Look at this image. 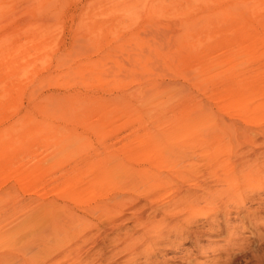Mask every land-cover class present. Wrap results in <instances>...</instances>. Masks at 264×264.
Segmentation results:
<instances>
[{"label":"rangeland","instance_id":"374dc122","mask_svg":"<svg viewBox=\"0 0 264 264\" xmlns=\"http://www.w3.org/2000/svg\"><path fill=\"white\" fill-rule=\"evenodd\" d=\"M261 129L264 0H0L1 252L61 224L51 264H264V163L248 187L239 157ZM203 194L145 251L131 215Z\"/></svg>","mask_w":264,"mask_h":264},{"label":"bare ground","instance_id":"6f19581e","mask_svg":"<svg viewBox=\"0 0 264 264\" xmlns=\"http://www.w3.org/2000/svg\"><path fill=\"white\" fill-rule=\"evenodd\" d=\"M241 130V129H240ZM239 130V131H240ZM261 130H263V132L262 133H264V129H261ZM244 131H245V134L246 133H250V135H251V133H257L256 132V130H252L251 128H244ZM243 131V132H244ZM242 132V131H241ZM242 132V133H243ZM241 133V134H242ZM254 133L252 134L253 136H255L254 135ZM262 133H258V134H262ZM249 136V140L250 141H248V140H246V142L248 143V142H252L253 140H251V138L253 137V136ZM257 135V134H256ZM242 136H243V134H242ZM247 137V136H246ZM256 138V137H255ZM254 137L252 138V139H255ZM241 139V138H240ZM136 140V139H135ZM148 141H150V140H144V139H142V138H139L138 139V141H137V144H143V145H148ZM245 142V141H244ZM245 142V143H246ZM263 142V141H262ZM264 143V142H263ZM248 144H250V143H248ZM261 147V146H260ZM259 147V148H260ZM262 147L264 148V146H263V144H262ZM255 148V147H254ZM247 152V151H246ZM245 152V153H246ZM243 154V155H242ZM241 156H239L240 158H242L241 159V170L242 171H240V173L242 174V175H240V176H243L241 179H243L242 181H244L245 183L244 184H247L246 186H248V187H252V186H254L256 183H255V181L257 180V178H255V180H254V178L252 177L253 175H252V173H254L255 172V170H257L258 168H259V166L260 165H262L263 163H264V150H252L251 149V151L250 152H247L245 155H244V152L242 153V151H241V154H240ZM261 157V158H260ZM239 158V159H240ZM260 158V159H259ZM240 161V160H239ZM240 163V162H239ZM191 164H193L194 165V163L192 162ZM190 166V165H189ZM201 172V171H200ZM198 173V172H197ZM203 175V174H202ZM201 176V175H200ZM204 178V177H203ZM194 180H197L196 178L194 179ZM200 180V179H199ZM199 180H197V181H199ZM193 182V185L194 186H197L198 185V187L201 189V190H203V191H205L204 189H203V187H205L204 185H206L207 183H205V182H203L202 180V182L201 183H198V182ZM243 183V182H242ZM197 184V185H196ZM88 185V184H87ZM87 185H86V187H87ZM192 185V186H193ZM81 188V187H80ZM91 188V187H90ZM86 189V188H85ZM87 189H88V187H87ZM75 190H77L76 188H75ZM74 190V191H75ZM209 191V190H208ZM83 191H82V188L80 189V194L82 193ZM181 192V191H180ZM202 192V191H201ZM215 192V191H214ZM204 193V192H203ZM208 193V192H207ZM243 193V192H242ZM188 194V193H187ZM192 194V193H191ZM202 194V193H201ZM206 194V193H205ZM205 194H203V195H193V196H189L186 200H185V202L183 203V205L181 204V202L182 201H179V199H177L178 200V205H179V203H180V205H182V206H180L179 207V209H177V210H179V211H181L180 212V214L182 215V218L181 219H179L177 216H179V215H177V212L174 210V208H177V206H174L173 205V207H171V208H169L168 209V207H167V209H165V211L162 213V214H158V211H157V209L156 208H154L151 204H150V206L149 207H147L150 211H144V208L142 209V210H139V211H136V213L137 212H139L136 216H133V215H131L132 217L130 218V219H132L133 220V222L134 223H136L137 224V226H139L140 227V229H141V234L139 235V236H137L136 238H138L139 240H142L143 242H144V249H146L145 251H147L148 252V250L151 248V247H153V246H155V245H157L159 242H160V240H161V238L166 234V231H168V229L169 228H173V224H175L176 222H183V223H181V224H186V226H188V225H191V223L194 221V220H196V218H197V216L199 217V216H201V215H204L206 218L207 217H209L208 216V213H210V212H208V213H206L205 212V210H206V207L208 208L209 206H201V205H199V204H201V203H204V204H208L209 203V201H208V195H205ZM210 195H211V193H209ZM213 194V193H212ZM79 195V194H78ZM147 195V197L146 198H148V199H151L152 197V194L150 193L149 195L148 194H146ZM155 195H157V194H155ZM155 195H154V197H155ZM177 196L179 197L180 196V193L178 192V194H177ZM235 196V195H234ZM151 197V198H150ZM183 197H185V196H183ZM210 197H212V196H210ZM126 199V198H125ZM129 199V198H128ZM147 199V200H148ZM153 199V198H152ZM151 199V200H152ZM185 199V198H184ZM212 199V198H211ZM213 200V199H212ZM121 201H122V199H121ZM120 201V202H121ZM128 201V200H127ZM137 201V200H136ZM214 201V200H213ZM115 202H116V200H115ZM119 201H118V203H120ZM135 202V201H134ZM139 202V201H138ZM152 202H154L153 200H152ZM216 203H217V201H215ZM125 203H126V201H125ZM142 203V202H141ZM212 203V202H211ZM224 203V202H223ZM106 204V203H105ZM104 204V205H105ZM108 204V203H107ZM103 205V210L106 212V214H105V212L103 211L102 213H104L105 215H109L110 214V212H113V213H116V212H119L116 208H117V206H116V204H114V205H111V206H109V205ZM123 204H124V202H123ZM128 204V203H127ZM133 204H135V203H133ZM140 204V203H139ZM213 204H214V202H213ZM225 204V203H224ZM223 204V205H224ZM125 205V204H124ZM137 205V204H136ZM142 205V204H141ZM145 205L146 204H143V206L142 207H145ZM148 205V204H147ZM209 205H210V203H209ZM215 205V204H214ZM102 206V205H101ZM119 206V205H118ZM139 206V205H138ZM138 206H137V208L135 209V210H138ZM96 207V206H95ZM141 207V208H142ZM170 207V206H169ZM209 208H211V207H209ZM213 208H214V206H213ZM218 208V207H217ZM100 209V208H99ZM114 209H116L115 211H113ZM120 209H121V207H120ZM214 209H216V208H214ZM152 210V211H151ZM207 210H209V209H207ZM216 210H218V209H216ZM210 211V210H209ZM87 212V211H86ZM101 212V211H100ZM217 212V211H216ZM109 213V214H108ZM112 213V214H113ZM103 214V216L106 218L107 216H105ZM211 214V213H210ZM110 216V215H109ZM111 217V218H110ZM110 217H108V222L106 223L107 225H105L104 226V228H103V230H102V232L103 233H106L107 231H106V229H112V228H117V227H119V222L117 221L118 220V217L116 218V220L115 219H112L113 217H112V215L110 216ZM181 217V216H180ZM120 218V217H119ZM125 218V217H124ZM130 219H129V221H130ZM106 220V221H107ZM195 222V221H194ZM123 224V223H122ZM121 226V225H120ZM65 227V226H64ZM64 227H62V225L60 224V228L58 227V225H50V226H48V228H46V227H40L39 229H35V230H33V228L31 229L32 231L30 232V239H29V241L28 242H25L26 244H25V247H23V245L24 244H22V243H24V242H21V244H20V242L19 243H17V242H15V243H10V245H7V247L9 246V248H10V246H11V249H12V247H13V250L14 249H17V248H19V245H21V247H23L22 249H21V247L19 248V249H17L16 251H14L13 252V250H12V252L11 253H4V252H1V250H0V264H11V263H16V261L18 262L17 264H47V262H49L50 261V264H51V260L52 261H54V262H58V260H53V259H51V260H47V262H46V257H44V256H47L48 257V255L47 254H49V251H50V247L47 245V244H45L46 242H48V244H49V242L50 241H46V237H45V233H46V231L47 230H50V233H51V235H53V236H55V234L57 233V229L59 228V231H61V234H60V232H59V234L60 235H62L63 236V234L66 236V237H68L67 236V233H68V227L67 228H64ZM88 228H90V226L88 227ZM185 228V227H184ZM85 230V229H84ZM91 230V229H90ZM86 231V230H85ZM85 231H83V232H81L82 234L81 235H83V233L85 232ZM88 231H89V229H88ZM87 231V232H88ZM106 231V232H105ZM92 232V231H91ZM63 233V234H62ZM107 234V233H106ZM92 235V234H91ZM90 235V236H91ZM97 235V237H96V239L94 240V242H93V244H95V242H97V240L98 239H100V238H102V237H100V234H96ZM95 235V236H96ZM105 235V234H104ZM52 236V237H53ZM59 236V235H58ZM61 236V237H62ZM64 236V237H65ZM85 236H86V234H85ZM84 236V237H85ZM83 237V238H84ZM87 237H89V236H87ZM87 237H85V238H87ZM100 237V238H99ZM105 237V236H104ZM90 238V237H89ZM131 238V240H132V237H130ZM54 240H56L55 238H53ZM59 239V238H58ZM134 239V238H133ZM84 240V239H83ZM82 240V241H83ZM130 240V239H129ZM64 241V240H63ZM63 241H61V242H59V243H62ZM68 241V240H67ZM133 241V240H132ZM132 241H130V243H129V241H127V242H125V247L126 246H130L132 243ZM70 242V241H69ZM76 242V241H75ZM84 242L86 243V241L84 240ZM1 243V242H0ZM51 243V242H50ZM52 243H53V240H52ZM51 243V244H52ZM17 244H19V245H17ZM58 244V243H57ZM70 244V243H69ZM76 244V243H75ZM75 244H73V245H75ZM78 244V243H77ZM93 244L90 246V248L88 247V249H91V248H93ZM115 244H117V243H115ZM123 243H121V245H122ZM143 244V243H142ZM141 244V245H142ZM4 245V244H3ZM3 245H1L0 244V249H1V247L3 246ZM15 245H17V246H15ZM53 246H54V244H52ZM73 245H71V246H73ZM84 245V244H83ZM52 246V247H53ZM60 246V245H59ZM15 247V248H14ZM75 247V246H74ZM78 247V246H77ZM141 247V246H140ZM5 248V247H4ZM9 248H8V252L11 250H9ZM25 248V249H24ZM65 248H67L66 246H65ZM64 248V249H65ZM81 248V247H80ZM124 248V247H123ZM132 248V247H131ZM139 248V247H138ZM52 249V248H51ZM70 249V248H69ZM78 249V248H77ZM117 249V248H116ZM142 248H140V250H141ZM143 249V250H144ZM152 249V248H151ZM20 250H22L21 251V253H19V251ZM24 250H27V252L28 251H30V253L27 255V253H26V256H25V253H24ZM53 250V249H52ZM59 250H60V248H59ZM71 251H73L72 250V248L70 249ZM120 251H121V249H119ZM136 250H137V248H136ZM140 250H139V252H140ZM60 251H63V249H61ZM65 251H67V250H64V255H69L67 252H65ZM110 251V250H109ZM118 251V250H117ZM23 252V253H22ZM26 252V251H25ZM75 252V251H74ZM85 252H86V250H85ZM119 252V251H118ZM58 253V252H57ZM61 253V252H60ZM66 253V254H65ZM89 253V252H88ZM114 253H115V251H114ZM117 253V252H116ZM122 253V252H121ZM141 254H143V253H141ZM136 255H137V253H136ZM59 256V255H58ZM88 256V255H87ZM49 257H50V255H49ZM49 257H48V259H49ZM131 257V256H130ZM63 259H64V257H62ZM67 258V257H66ZM72 258V257H71ZM99 258V257H98ZM100 258H102L101 256H100ZM69 259V258H68ZM67 259V260H68ZM79 259V260H78ZM78 259L77 260H73V261H71V262H68L67 260V262H59V263H57V264H102L101 262H99L97 259H96V257L93 255V254H91V255H89L88 257H86L85 259L83 258V259H80L79 257H78ZM15 262H14V261ZM13 261V262H12ZM46 262V263H45ZM54 262H52V264L54 263ZM49 264V263H48ZM55 264V263H54Z\"/></svg>","mask_w":264,"mask_h":264}]
</instances>
